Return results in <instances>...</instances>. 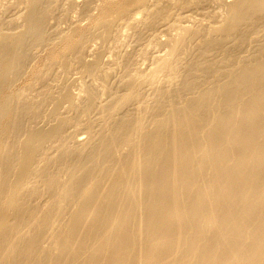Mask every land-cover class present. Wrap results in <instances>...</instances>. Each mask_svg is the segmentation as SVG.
Masks as SVG:
<instances>
[{"label": "bare ground", "instance_id": "1", "mask_svg": "<svg viewBox=\"0 0 264 264\" xmlns=\"http://www.w3.org/2000/svg\"><path fill=\"white\" fill-rule=\"evenodd\" d=\"M77 1L0 0V264H264V0Z\"/></svg>", "mask_w": 264, "mask_h": 264}, {"label": "rangeland", "instance_id": "2", "mask_svg": "<svg viewBox=\"0 0 264 264\" xmlns=\"http://www.w3.org/2000/svg\"><path fill=\"white\" fill-rule=\"evenodd\" d=\"M83 1H85V0H78L77 2L78 3H75V5H73L70 9H69V11L67 12V17H69V18H67L66 20H65V22L63 21H61L60 22V24L59 23H57V25L59 26H61L62 28L64 27V28H66L69 24H70V22L71 23H73V21H74V23H76V24H85L86 23V21L88 20L87 19V16L84 14V13H82V11L80 12V10H81V2H83ZM222 1H228V0H222ZM73 10V11H72ZM75 11V12H74ZM136 11V12H135ZM135 12V13H134ZM134 12H133V16H136V17H139L140 15H138V13H140V12H138V10H134ZM135 14V15H134ZM138 15V16H137ZM74 17V18H73ZM196 17V16H195ZM68 20V21H67ZM67 21V22H66ZM51 23L53 22V20H51L50 21ZM119 22H121L122 23V20H120ZM69 23V24H68ZM81 24V25H82ZM57 26V27H58ZM58 27V28H61V27ZM66 26V27H65ZM61 28V29H62ZM127 32H129V30H127L125 33H127ZM129 34V33H128ZM161 34H163V35H161ZM166 35L168 36V35H170V33L168 34V33H166V31H163L162 29L160 30V31H158V33H157V35L155 34V36H153L152 37V39H150V41H154V42H156L155 40H159V41H164L165 39L164 38H166ZM130 36H132V35H129L128 37V41H126V43L124 44V46H123V49L124 50H126V51H128V52H130V53H132L133 51L135 52V49H139V50H143V47L145 46V45H142V42L138 45V43L135 41V39H134V36H132V38L130 37ZM155 39V40H154ZM164 39V40H163ZM167 39V38H166ZM100 39L99 38H97V37H94V38H92L91 40H90V42H89V46H90V48H91V51L93 52L94 51V48H95V50H96V48L98 47L99 48V45H100V43H101V40L99 41ZM152 41V42H153ZM96 44H98V46L96 45ZM110 44H111V47H113V44L111 43V41L110 42H108V44H107V46H106V49L107 48H109L110 47ZM145 44V43H144ZM137 45V46H136ZM109 46V47H108ZM139 46V47H138ZM142 47V48H141ZM97 48V49H98ZM113 49V48H112ZM133 50V51H132ZM144 50H145V47H144ZM109 51H110V49H107V51H105L101 56H102V58L104 59V60H106V59H109L110 60V58H112V56H110V54H109ZM157 51H159L160 52V50H157ZM157 51H155V52H157ZM106 52H108V53H106ZM155 52H153V53H155ZM158 52V53H159ZM153 53H150L149 54V56L146 58V59H142L141 58V56H137L139 59H137V62H138V64L136 63V65H137V67H139V68H141V69H144L142 66H144L145 68H147L148 66H149V64H151V62H152V60H151V58H152V56L154 57V55L156 56V54H153ZM132 54H134V53H132ZM153 54V55H152ZM105 55H106V57H105ZM134 55H136V54H134ZM150 56H151V58H150ZM150 60V61H149ZM139 65V66H138ZM107 68H109V67H107ZM78 73L75 71V72H73L72 74H71V79H73L72 81H74V82H71V84H70V90H71V92L73 93V94H77V92L78 93H81V91H79L80 90V85H81V81H79L80 79H78L79 77V74L77 75ZM76 75V76H75ZM78 79H76V78ZM75 84V85H74ZM76 86V87H75ZM78 89V90H77ZM80 132V131H79ZM76 133V135L77 136H79V137H82V136H84L85 135V133L83 134L82 132H80V133Z\"/></svg>", "mask_w": 264, "mask_h": 264}]
</instances>
